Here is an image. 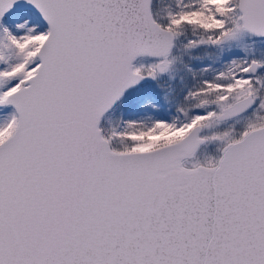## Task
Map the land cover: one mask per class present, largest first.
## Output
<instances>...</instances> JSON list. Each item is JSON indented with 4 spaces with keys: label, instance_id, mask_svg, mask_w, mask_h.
<instances>
[{
    "label": "snow or ice",
    "instance_id": "1",
    "mask_svg": "<svg viewBox=\"0 0 264 264\" xmlns=\"http://www.w3.org/2000/svg\"><path fill=\"white\" fill-rule=\"evenodd\" d=\"M0 264H264V0H0Z\"/></svg>",
    "mask_w": 264,
    "mask_h": 264
}]
</instances>
